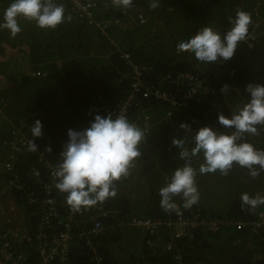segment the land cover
<instances>
[{"label":"trees","instance_id":"16d2710c","mask_svg":"<svg viewBox=\"0 0 264 264\" xmlns=\"http://www.w3.org/2000/svg\"><path fill=\"white\" fill-rule=\"evenodd\" d=\"M145 1L147 0H132L127 12L131 15L136 10L131 9L141 4L147 5ZM171 1L174 5L161 6L155 15V8L147 11L150 22L133 27L143 28L144 37H138L135 42L123 48L136 54L137 60L154 66V72L146 75V79L155 88L159 86L157 80L163 75L201 71L214 89L211 88L202 101L194 100L183 107L172 108L167 102L151 95H138L133 100L129 118L138 121L141 129L144 128L139 121L142 116L150 114L153 121V126L144 134L139 145L144 166L134 168L136 159L130 165L128 175L114 182L117 195L103 202L109 213L99 218L104 224L102 232L91 233L93 221L90 214L78 215L71 222V233L75 236L71 264H179L174 257L175 252L159 253L150 249L147 240L153 235L146 232V236L141 230L130 226L129 222L133 217L168 218L174 214L175 211L165 212L161 208L159 195V190L166 185L174 170L185 164L179 156L182 149L174 146L172 141L183 140V147L190 151L194 146L193 137L200 127L210 125L219 133L227 134L232 129L221 126L217 120L218 115L222 113L230 117L233 111L248 101L245 87L249 83L264 85V38L241 41L232 59L218 60L208 65L195 59L190 51L174 54L178 42L188 39L206 26L223 36L232 27L230 20L238 11L249 13L252 22L253 1ZM55 2L64 6L65 13L74 16L71 3L61 0ZM11 3L12 0H2L0 17ZM111 3L106 15L114 13L117 7ZM72 16H65L64 22L54 30L41 29L35 22L21 19L19 23L22 31L15 38L7 30H0V87L2 79L11 76L10 83L15 88L13 96L16 97V105L18 104L16 113L11 114L9 111V119L28 133H31L33 122L39 119L43 125V135L35 140L46 157L57 162H61L60 153L68 139L67 131L83 130L96 114L107 115L104 111L92 108L95 102L106 105L117 113L122 99L131 90L132 82V75L126 78L120 74L124 63L118 55H106L104 48L99 53L92 54L100 33L87 26L82 19L76 23ZM215 17L220 24L217 29L212 27ZM106 19H110V16ZM177 19L186 23L189 31H181L174 41V23ZM153 23L158 24L162 30L157 32L147 28ZM124 33L136 39L138 32L131 30ZM165 44L171 45V51L159 54V49ZM97 45L105 47L104 42ZM25 61L35 74L23 72ZM4 73H7L6 76ZM226 84L229 85L228 92L222 94L221 89ZM171 86L166 83L162 88L171 90ZM5 92L8 93L6 90ZM163 108L165 114L161 115ZM181 124L187 125L182 127ZM261 126L258 125L257 129ZM11 128V122L0 118V145L11 137ZM242 142L253 145L246 135L242 136ZM16 159V170L24 181L29 180L33 167H38L46 177V169L35 151L24 148ZM203 162L202 155L191 160L192 167L197 169L199 202L184 209L182 198L174 197L178 208L184 213L196 210L209 217L248 219L264 209V205L255 209L242 207L241 202L243 193L250 197L264 196V170L253 178L247 168L234 164L227 175L219 171L201 175L198 169ZM135 175L138 180L127 183ZM231 178L242 186L241 190L232 186L234 183L229 181ZM153 183L158 186H153ZM34 187L39 190L37 193L40 198L45 196L38 185ZM139 191L141 197L138 201L136 196ZM51 195L61 205L60 217L54 219L53 228L55 232H59L66 228L59 221L68 218L70 208L65 202L66 194L59 192L55 183ZM15 196L28 217H31V210H38L36 205L28 203L24 193L16 190ZM33 222L34 227H39L37 215L33 216ZM166 234H170V231L167 230ZM88 240L90 244L87 243ZM178 244L182 264H264V232L254 233L248 228L238 230L224 227L216 232L198 229L193 237H185ZM26 252L28 264L38 263L40 258L35 247H29Z\"/></svg>","mask_w":264,"mask_h":264},{"label":"clouds","instance_id":"9594fccd","mask_svg":"<svg viewBox=\"0 0 264 264\" xmlns=\"http://www.w3.org/2000/svg\"><path fill=\"white\" fill-rule=\"evenodd\" d=\"M96 1L100 6L95 12L96 19L110 16L112 20H119V22L113 24L114 26L112 25L105 34L97 26L83 21L100 33L101 36L96 44L105 43L106 55L116 54L120 60L129 65L130 60L124 54L129 50L124 49L123 46L135 40L129 36L126 37L124 31L143 30V28L133 27L148 24L150 22L148 16L143 12H136L135 17L131 18L127 8L131 6L132 0ZM111 2L120 7V13L115 9L112 14H104ZM157 6V3L151 5L152 8ZM140 15L145 17L144 23ZM127 16L129 17L126 18ZM76 18L80 21L78 17ZM21 19L35 22L38 28L54 30L64 22L65 9L55 0H12L0 17V30H7L9 35L15 38L22 31L19 23ZM230 23L232 27L223 36L211 27L202 28L188 39L178 42L177 52L190 51L195 59L203 63L232 59L238 44L248 36L251 16L247 12L238 11ZM118 33L126 38L122 39ZM114 38L120 40L121 50L114 46L113 41H116ZM110 40H112L111 43H109ZM129 52L132 54V59L136 61V54ZM151 66L154 72V66ZM228 88L229 85H224L221 89L222 94H226ZM245 91L249 99L242 107L233 111L230 117L222 113L217 117L221 126L233 129L231 134L219 133L210 125L200 127L193 137L194 146L190 151L183 147V140L172 141L174 146L182 149L179 156L185 164L175 169L166 185L159 190L160 206L165 212L175 211L179 214V208L174 201V197L177 196L182 198L184 209L191 208L199 202L200 195L196 185L197 169L191 165L193 157L201 155L203 157L204 162L198 169L201 175L217 171L227 175L234 164L247 168L249 175L253 178L259 176L264 170V150L242 142L244 133L255 135L258 131L257 126L264 125V85L249 83ZM186 125L181 124L182 127ZM42 135V122L36 119L31 126V136L39 138ZM67 137V142L60 153L61 162L54 172L57 181L55 188L66 194L65 202L72 210L80 211L98 203L102 204L117 195L114 182L127 176L130 165L141 156L139 145L144 133L139 127L130 123L125 116L117 115L114 118L113 114L109 113L106 116L96 114L89 126L83 130L69 129ZM28 150L37 151V145L32 140ZM241 202L242 207L255 209L259 205H264V196L250 197L247 193H243Z\"/></svg>","mask_w":264,"mask_h":264},{"label":"built area","instance_id":"2783aa9c","mask_svg":"<svg viewBox=\"0 0 264 264\" xmlns=\"http://www.w3.org/2000/svg\"><path fill=\"white\" fill-rule=\"evenodd\" d=\"M62 2L71 3V8L79 19L95 25L105 34L108 33L110 27L118 23L119 20L96 19V10L99 9V3L96 0H61ZM2 0H0V6ZM254 11L252 15L254 20L251 22L248 36L245 40L264 38V0H253ZM141 21L144 23L145 17L140 15ZM114 26V25H113ZM243 40V41H245ZM114 46L121 50L120 40L113 41ZM125 57L130 60V77L132 75L131 90L122 99L120 110L117 113L113 109L95 102L92 108L96 111H104L107 115L113 114L125 116L130 123L140 128L138 121L129 118V110L131 112L132 103L135 98L141 96H154L156 99L167 102L172 108L183 107L191 103V101H202L211 91L212 86L208 77L200 72H180L172 75L166 74L161 76L157 82L158 87L155 88L148 83L146 75L153 73V67L141 61H134L132 54L126 51ZM126 76V73H122ZM171 84V90H164L162 87ZM214 89V88H213ZM10 113L6 110V104L0 97V118L11 122L10 134L2 146L7 148L4 153L5 158L0 163V264H28L27 249L34 248L39 254L38 263L34 264H71L72 247L75 236L71 233V222L78 215L90 214L92 219L91 233L97 234L102 232L104 224L101 217L106 216L109 211L105 209L103 203L74 211L70 207V213L67 219L59 221L65 225V229L59 232L53 230L55 224L54 219L60 217V203L51 195L53 184L56 183L54 172L60 162L46 157L44 151L39 148L37 141L31 136V133L25 132L22 126H17L9 119ZM11 120V121H10ZM143 123L144 128L141 129L145 134L153 126L150 114H145L139 120ZM22 125L24 126L23 122ZM31 140L37 145L39 161L46 169V177L38 167H33L29 173V180L24 181L16 170V158L19 152L24 148H28ZM38 185L45 196H38L39 190L34 187ZM25 194L27 201L31 206L36 205L38 210H31V217H28L21 209L16 200L15 191ZM68 206V205H67ZM37 215L40 220L39 227H34L33 216ZM129 225L153 235L147 240L149 248L159 253L175 252V259L182 264V254L179 249L178 241L185 237H193L196 230L206 232H216L224 227L242 230L248 228L251 232H264V209L255 217L248 219H232L209 217L203 213L191 210L184 213L179 208V214L174 212L168 218H152V217H133ZM169 230L170 234H166ZM167 235V236H165ZM90 244V240L87 241ZM262 257V256H261Z\"/></svg>","mask_w":264,"mask_h":264},{"label":"rangeland","instance_id":"374dc122","mask_svg":"<svg viewBox=\"0 0 264 264\" xmlns=\"http://www.w3.org/2000/svg\"><path fill=\"white\" fill-rule=\"evenodd\" d=\"M249 1H253V0H249ZM145 2H147L148 4L147 5L146 4L145 5L144 4H141L138 7L134 8V9H131L132 11L135 10V9H139L138 11H133L131 13V15H130L131 18H134L135 17L136 12H143L149 18L150 17V14H148L147 11L151 10L152 3H157V5H158L154 9V15L158 12V8H160L161 6L166 5V4L167 5H170V6L174 5V2L171 1V0H147ZM168 2H171V3H168ZM250 5L252 6V3L251 2H250ZM116 9L118 10V13H120V10H121L120 7H116ZM106 12L104 14H106ZM179 12H181V11H179ZM65 16H72V15L71 14L68 15L67 13H65ZM216 17H215L214 24L212 25V27H214L215 29H217L219 27V25H220L219 23H217V21H216L217 18ZM74 21L76 22V21H78V19L75 17L74 18ZM183 25H185L186 28ZM147 28H151V31L153 29V30H155L157 32H159V31L162 30V28L158 24H156V23H153L152 25H150ZM181 31H189V30H188V27H187V24L186 23H183V21L181 19H177L176 22L174 23V33H175L174 41H175V37L177 35H179V33ZM142 32H143V30H141V31H139L137 33L136 39H134L135 41L138 39V37H140V38L144 37V36L141 35ZM118 36H121V38L124 39V38L128 37V34L126 35V37H124L123 34L118 33ZM169 47H171V45H166L165 44L163 47H161V49H159L158 46H157V48L160 51L158 53L159 54H166L167 52H170L171 50L169 49ZM174 54L175 55H178V52L177 51H174ZM21 56H23V55H21ZM208 64L209 63H206V65H208ZM24 68L25 69H23V72H26L28 74L29 73L32 74L33 70L28 67L27 61H25ZM29 70H30V72H29ZM5 74H7V73H4L3 75H5ZM8 78L10 79L11 76L8 77ZM8 78L2 79L3 80V84H2V87L0 88V97H2L3 102L6 104V110L7 111H11V114H14V113L17 112L16 107H17L18 104L16 105V97L13 96L14 95L13 91L15 90V88H12V83H10L12 81V79H10V81H9ZM6 80H8V81H6ZM5 90L8 91V93H6ZM160 114L161 115H164L165 114V108H163L160 111ZM24 123H25V121H24ZM232 131H233V129L232 130H229L227 134H231ZM243 135H246L248 137V139L253 143V145L257 149L264 150V125H262L261 127H259V130L257 131V134H255V135L249 134V133H244ZM6 151H7V148L5 146L0 145V163H1V159H4V157H5V154L4 153ZM137 159L138 160L135 163H133V167L134 168H141V167H143L144 166V162L142 160V159H144L143 155L140 156V157H138ZM137 180H138V178L135 175L132 178H129V181H127V183L130 184L131 181H137ZM229 181L230 182L233 181L234 184L232 186L235 187L238 191L241 190L242 186L239 185L238 182L235 179L231 178ZM153 186H158V184L157 183H153ZM140 193H141V191H139L138 194H137V196H136L138 198V201H139V198L141 197V194Z\"/></svg>","mask_w":264,"mask_h":264},{"label":"flooded vegetation","instance_id":"af4514ba","mask_svg":"<svg viewBox=\"0 0 264 264\" xmlns=\"http://www.w3.org/2000/svg\"><path fill=\"white\" fill-rule=\"evenodd\" d=\"M122 61V60H121ZM124 63V68L120 71V74L122 73H126V78H129L130 77V67L127 63L123 62Z\"/></svg>","mask_w":264,"mask_h":264},{"label":"crops","instance_id":"0c3cea01","mask_svg":"<svg viewBox=\"0 0 264 264\" xmlns=\"http://www.w3.org/2000/svg\"><path fill=\"white\" fill-rule=\"evenodd\" d=\"M74 18L75 17H77V16H73ZM76 22H78V21H76ZM64 43V42H63ZM65 44V43H64ZM100 48V49H99ZM105 49L106 50V47H104V46H99V45H95V47H94V50L92 51V54H96V53H99L102 49ZM14 59V58H13ZM29 72H30V70H29ZM1 88V87H0Z\"/></svg>","mask_w":264,"mask_h":264}]
</instances>
